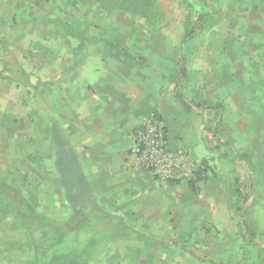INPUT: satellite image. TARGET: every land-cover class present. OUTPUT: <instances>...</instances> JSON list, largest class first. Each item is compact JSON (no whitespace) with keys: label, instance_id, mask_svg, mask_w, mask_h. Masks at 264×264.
<instances>
[{"label":"rangeland","instance_id":"374dc122","mask_svg":"<svg viewBox=\"0 0 264 264\" xmlns=\"http://www.w3.org/2000/svg\"><path fill=\"white\" fill-rule=\"evenodd\" d=\"M158 1L166 20L150 28L125 12L104 13L94 0H58L76 28L109 35L144 56L146 66H138L111 57L100 43L80 50L63 27L39 21L57 13L52 0H0V179L23 188L50 216L67 218L72 205L57 170V150L70 145L78 153L77 144L82 151L84 146L90 158L78 154L81 165L90 182L97 180L100 166L91 156L102 135L103 105L104 115L121 99V105H159V124L168 129L164 147L183 155L185 166L172 168L162 157L140 162L135 137L154 110L148 111L131 130L127 173H114L95 192L131 226L176 244L122 240L106 229L83 232L81 245L93 253L106 240L94 264H264V246L255 244L264 238V0H213L221 13L184 47L186 95L208 109L222 105V145L208 110H186L173 95L174 81L162 75L176 72L187 9L183 0ZM190 1L198 11L208 10ZM43 82L52 84L37 85ZM236 151L244 155L241 161ZM157 159L168 164L167 178L154 165ZM201 161L215 172L192 188L188 179ZM250 170L258 185L244 225L258 228L254 234L246 229L244 239L233 182H249ZM0 264H36L27 235L1 204Z\"/></svg>","mask_w":264,"mask_h":264},{"label":"trees","instance_id":"16d2710c","mask_svg":"<svg viewBox=\"0 0 264 264\" xmlns=\"http://www.w3.org/2000/svg\"><path fill=\"white\" fill-rule=\"evenodd\" d=\"M98 8L107 14L125 12L143 20L144 24L150 28H158L164 25L165 12L158 0H94ZM186 4L187 15L182 37V48L178 56L177 69L174 73H161L163 76L174 81L173 95L188 110L205 111L208 110L210 119L214 122L212 134L222 145L219 138L223 108L222 105H214L205 108L203 105L195 104L186 95V77L188 71L186 67L185 45L193 39L199 37L205 31L209 20L219 16L221 11L213 0H198L205 7L206 11H198L190 0H183ZM52 7L57 13H47L37 17L39 21L54 23L63 27L66 35L77 41V48L82 50L89 44H103L109 48V55L133 62L136 65L146 66V58L135 54L128 49L122 42L109 35L100 33L98 35L88 34L76 28L59 6L58 0H52ZM0 76H3L0 72ZM51 82L38 83L40 86H47ZM163 117L157 111H153L152 121L157 122L165 143L168 142V129L159 123ZM162 124V123H161ZM72 145V144H71ZM63 147V146H62ZM58 173L60 174L65 197L72 205V211L67 218L57 219L50 216L45 210L38 207L35 201L26 191L8 181L0 179V204L8 210L15 222L24 230L29 243L33 246L36 264H94L101 251L104 241L97 244V252H91L90 245H81L80 236L83 232L92 230L97 233L112 229L113 234L123 237L122 240L128 241H156L157 244H176L174 241L154 238L143 233L141 230L131 226L123 216L112 213L105 208L95 192L86 173L81 165L77 151L70 145L57 150ZM237 160L241 161L244 157L242 153L235 152ZM214 171V167L208 161H201L194 171V177L188 179V184L195 188L196 181H204L206 174ZM249 182L243 183L240 177H236L233 182V191L237 198L238 205L236 212L240 216V228L242 233L246 229L256 233V226H249L244 220H249V215L254 207L255 193L257 192L258 179L250 170L248 172ZM176 182V181H172ZM112 239V238H110ZM109 239V241H110ZM108 241V242H109ZM250 241V240H248ZM259 246H264V238L258 239ZM100 247V248H99ZM221 264V263H215Z\"/></svg>","mask_w":264,"mask_h":264},{"label":"crops","instance_id":"0c3cea01","mask_svg":"<svg viewBox=\"0 0 264 264\" xmlns=\"http://www.w3.org/2000/svg\"><path fill=\"white\" fill-rule=\"evenodd\" d=\"M125 98L127 97H124V99ZM123 102L124 100L121 99L120 105H108L106 108L109 110V112H106L108 115L103 114L105 112V105L102 107L103 113L100 122L102 126L100 135H102L99 139V144L93 141L95 144L93 146L94 153L91 156L92 159H94L93 165L95 163V165L100 166L98 168V171L100 170L98 179L92 180L91 182L92 186L98 190L100 189V183H108L114 173L121 175L127 173L126 164L124 162L127 153L126 146H128L130 142L132 128L140 122L142 116L152 110L159 112L162 116V107L159 105H134L133 103L121 105ZM102 143H104V145H102ZM121 143L122 146H119ZM77 147L79 156L82 155L83 159L90 158V153H88L89 151L86 150L84 146H82L83 151L79 148L78 144ZM112 160L116 161L114 164L115 168L110 166ZM84 162L86 166H91L89 162L85 160Z\"/></svg>","mask_w":264,"mask_h":264},{"label":"built area","instance_id":"2783aa9c","mask_svg":"<svg viewBox=\"0 0 264 264\" xmlns=\"http://www.w3.org/2000/svg\"><path fill=\"white\" fill-rule=\"evenodd\" d=\"M153 112L151 115L147 117V120L144 122L141 127L142 130L137 131V135L135 137V145H137L134 149L136 155L140 157L142 160L140 162L142 164H152L150 161L152 158H165L170 162V166L172 168L185 166L183 162V155L177 154L174 155L171 152H168L164 147L166 144L162 138V133L158 126L157 122L152 121ZM161 160L157 159L154 162V165L158 167L161 175L165 178L168 177L169 169L168 164L165 166H160Z\"/></svg>","mask_w":264,"mask_h":264}]
</instances>
